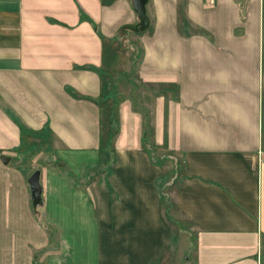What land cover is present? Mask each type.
<instances>
[{
    "label": "crops",
    "instance_id": "obj_1",
    "mask_svg": "<svg viewBox=\"0 0 264 264\" xmlns=\"http://www.w3.org/2000/svg\"><path fill=\"white\" fill-rule=\"evenodd\" d=\"M145 8L137 70L175 87L152 95L153 139L182 155L171 195L190 221L194 262L264 264V0ZM138 22L132 0H0V264H163L166 173L142 145L130 99L119 104L106 179L93 190L66 170L86 178L99 159L102 108L87 96L102 91L103 53ZM21 124L48 126L62 159L39 167L36 208L17 161Z\"/></svg>",
    "mask_w": 264,
    "mask_h": 264
},
{
    "label": "rangeland",
    "instance_id": "obj_2",
    "mask_svg": "<svg viewBox=\"0 0 264 264\" xmlns=\"http://www.w3.org/2000/svg\"><path fill=\"white\" fill-rule=\"evenodd\" d=\"M151 12V7L149 5ZM146 29V28H144ZM133 29L121 33L115 40V54L117 56L112 61V65L107 68L110 75L108 81V88L110 93L107 95L106 110L102 112V132L110 136V141L113 146L115 141L117 126L119 125V118L117 119V112L119 104L124 99H130L135 108L141 110L145 114V118L152 116L153 94L157 91L165 90L166 97L171 94L175 95V87L172 85H164L162 88L157 87V84L152 81H143L138 74V61L141 54V46L139 43L138 32ZM113 52H109V58L112 57ZM136 95V96H135ZM136 98V100H135ZM111 111L112 120L109 118ZM112 124V125H111ZM144 124V123H143ZM145 126V125H144ZM23 130V140H21V147L26 148L24 155L17 157L18 163L25 166L24 170L27 175L34 169L39 168L45 164L58 165L62 163V159L57 158L54 153L55 139L46 132L45 129L38 131L30 130L25 125L21 124ZM110 133V135H108ZM145 137V138H143ZM142 141H146V146L150 150L153 158H156L163 164V170L166 173L165 190V210L168 219L171 221L172 236L169 249L165 253V260L163 264H195L193 249L190 247L191 237L187 231L190 221L177 211L172 201V191L178 184V179L172 180L174 172H180L179 164L181 163L182 155L179 152H173L167 148L165 142L154 144V139L151 135L142 136ZM145 143V142H144ZM107 154L100 152L99 158L105 157ZM111 159L112 152H109ZM109 160V159H108ZM102 169L101 166L94 164L88 168L86 178H76L85 187L95 190L97 182L106 179L110 172V167ZM66 167V166H65Z\"/></svg>",
    "mask_w": 264,
    "mask_h": 264
},
{
    "label": "trees",
    "instance_id": "obj_3",
    "mask_svg": "<svg viewBox=\"0 0 264 264\" xmlns=\"http://www.w3.org/2000/svg\"><path fill=\"white\" fill-rule=\"evenodd\" d=\"M179 30H180V24H179ZM113 51H114V54L112 53V57L111 58H109V51H106L105 55L103 53V65L101 67V75L103 77V81L104 82H103V88H102V91H101L100 95H98L96 97L87 96L89 98H92V99L96 100L99 103V105L102 108V112H104L106 110V105H108L107 104V95L110 93V88H108L109 87L108 86V81H109L110 75L108 74L107 68H109L112 65V61L117 56V54H115V49ZM73 93L75 94V96H79V95L81 96V94H78L75 91ZM143 112H142V116H143V118H142V136L151 135V139H152V136H153V113H152V116L148 119V118H145V114H143ZM109 113H110L109 114V118H110V120H112L111 111ZM19 123H20V120H19ZM43 129H45V131L49 133L48 126L43 127ZM117 130H118V126H117ZM110 133L111 132H109L108 135H110ZM142 136H141V138H142ZM143 138H145V137H143ZM154 144H157V143H155V141H154ZM142 145L144 147H146L147 149H149L146 146V141L143 140L142 141ZM99 148H100V152L106 153L107 155L105 157H103V158L102 157L99 158L97 160V162L91 164V166H93L94 164H97V166H101L102 164H107L108 162H110L112 160V157H111V159L109 157V152L110 151L112 152L114 147L112 146V143L110 141V136L105 135L102 132V130H101V134H100V138H99ZM151 158H153L152 155H151ZM153 160H156V158H153ZM66 170H67V173L69 174V176L73 179V181H76L77 177L72 172V170L71 169H66ZM36 212H37V210L35 209V213ZM46 227H47L48 234H49V240L51 242L50 247H55L57 242H58L57 238L55 237V228L53 226H51L50 224H47Z\"/></svg>",
    "mask_w": 264,
    "mask_h": 264
},
{
    "label": "water",
    "instance_id": "obj_4",
    "mask_svg": "<svg viewBox=\"0 0 264 264\" xmlns=\"http://www.w3.org/2000/svg\"><path fill=\"white\" fill-rule=\"evenodd\" d=\"M147 0H132L133 6L136 9L139 17L137 24H130V28L134 30L144 29L148 23L149 18L146 14L145 3ZM7 161V157L2 158ZM27 182L30 189L31 203L34 208L42 203V184L40 181V169L34 168L27 176Z\"/></svg>",
    "mask_w": 264,
    "mask_h": 264
}]
</instances>
